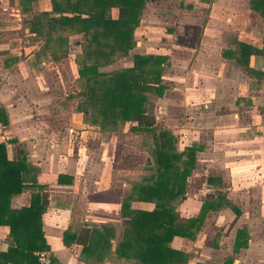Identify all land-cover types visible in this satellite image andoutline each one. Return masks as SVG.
<instances>
[{
  "label": "crops",
  "instance_id": "1",
  "mask_svg": "<svg viewBox=\"0 0 264 264\" xmlns=\"http://www.w3.org/2000/svg\"><path fill=\"white\" fill-rule=\"evenodd\" d=\"M34 5L46 16L53 13L50 0ZM147 8L169 22L158 27L157 39L155 25H144ZM31 16L19 0H0V144L6 159L26 164L19 171L25 186L10 195L8 206L28 207L39 199L45 210L40 234L19 230L22 247L0 224V264H38L34 252L41 248L55 264H85L82 245L66 243L65 232L112 225L120 233L132 152L147 155L144 136L129 131L126 122L102 131L84 121L69 91L78 80L75 53L54 59L43 33L26 26ZM134 37L128 55L112 62L126 64L112 69L131 66L134 53L165 55L166 89L151 98L156 123L176 137L179 150L197 147L180 215L197 216L207 195L217 192L234 206L206 209L196 237L175 238L174 246L189 255L187 264H221L225 258L264 264V18L249 0L147 1ZM82 39L75 33L67 42ZM240 43L256 50L247 55ZM130 206L150 210L154 203L133 200ZM240 228L246 245L234 250ZM98 264L133 263L112 256Z\"/></svg>",
  "mask_w": 264,
  "mask_h": 264
},
{
  "label": "trees",
  "instance_id": "2",
  "mask_svg": "<svg viewBox=\"0 0 264 264\" xmlns=\"http://www.w3.org/2000/svg\"><path fill=\"white\" fill-rule=\"evenodd\" d=\"M34 1L19 0L21 9L32 14L25 21L28 29L43 33L44 45L53 46L54 59L67 52L75 53L82 87L71 97L76 99L75 106L83 113L84 121L102 131H115L126 122L129 131L143 134L142 145L147 151L148 174L131 182L129 191L122 197L120 233L112 225L84 226L78 232H65V242L82 245L85 264H98L112 256L133 264H187L189 255L174 246L175 238L194 239L206 209L234 206L217 192L207 195L197 216L180 215L178 205L186 197L187 180L196 167L197 147L191 145L179 150L176 137L156 123L151 98L161 97L166 89L162 74L167 57L134 53L131 66L100 69L128 55L135 45L134 30L140 23L143 8L147 1L154 0H50L53 13L47 16L36 9ZM111 8L117 9L115 17L109 14ZM249 8L264 18V0H249ZM75 33H82L83 39L69 44L68 36ZM240 46L247 55L256 50L245 43ZM25 165L24 159L20 162L6 159L4 146L0 144V224L9 226L11 237L19 247L24 245L22 238H18L19 230L21 235L41 233V214L45 210L44 202L39 199H33L28 207L8 206L10 195L25 186L19 176ZM133 200L150 201L154 207L132 208ZM245 234L244 228L237 230L234 250L246 245ZM112 239H116L114 244ZM221 264H232V259L225 258Z\"/></svg>",
  "mask_w": 264,
  "mask_h": 264
},
{
  "label": "rangeland",
  "instance_id": "3",
  "mask_svg": "<svg viewBox=\"0 0 264 264\" xmlns=\"http://www.w3.org/2000/svg\"><path fill=\"white\" fill-rule=\"evenodd\" d=\"M157 9H153V8H147V10L145 11V16L143 17V21H144V25H148L150 21L151 25H155V29H154V38L157 39L158 38V27L163 26L164 24H168L169 22H163L161 20H159V13L156 11ZM159 10V9H158ZM109 14L111 16H116L117 15V9L116 8H111L109 9ZM148 20V21H146ZM137 37H140L139 35H137ZM155 41V40H154ZM121 64H126V62H118L116 64H108L106 66L100 67L101 70H110V68L112 69L115 66H120ZM78 87V89H76ZM81 84L80 82L77 80L75 84H73L69 91H74L73 93L78 92V90L81 89ZM74 102H76V99H74ZM134 140V139H133ZM137 144L139 145V139H135V142H133V144ZM132 157L134 158V163H135V167H132V169H134V173L131 175L133 176L132 179L129 181V183L133 182L134 180H138L140 178H142V176L148 174V170L146 167V156L145 154L141 155L142 157H137V154H135L134 152H132ZM143 158V159H142Z\"/></svg>",
  "mask_w": 264,
  "mask_h": 264
},
{
  "label": "built area",
  "instance_id": "4",
  "mask_svg": "<svg viewBox=\"0 0 264 264\" xmlns=\"http://www.w3.org/2000/svg\"><path fill=\"white\" fill-rule=\"evenodd\" d=\"M3 127L4 124L0 119V138H3ZM34 254L36 256L38 264H54L53 256L48 250L44 248L37 249Z\"/></svg>",
  "mask_w": 264,
  "mask_h": 264
}]
</instances>
